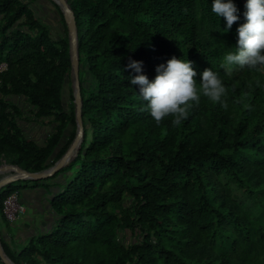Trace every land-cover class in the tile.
<instances>
[{
    "label": "trees",
    "instance_id": "16d2710c",
    "mask_svg": "<svg viewBox=\"0 0 264 264\" xmlns=\"http://www.w3.org/2000/svg\"><path fill=\"white\" fill-rule=\"evenodd\" d=\"M36 0H0V163L29 171L54 163L75 135L69 40L35 15ZM77 27L83 134L75 157L52 176L53 223L18 244L0 242L15 264H264V67L233 66L240 19L225 32L211 0H67ZM176 56L216 71L226 106L201 95L188 115L157 123L131 85L129 59L151 79ZM20 102V103H19ZM47 125L43 141L26 123ZM73 126L66 137L67 127ZM51 159V161H50ZM19 181V180H18ZM22 187L0 188L3 201ZM131 235L127 239L126 234ZM0 264H3L0 262Z\"/></svg>",
    "mask_w": 264,
    "mask_h": 264
},
{
    "label": "clouds",
    "instance_id": "9594fccd",
    "mask_svg": "<svg viewBox=\"0 0 264 264\" xmlns=\"http://www.w3.org/2000/svg\"><path fill=\"white\" fill-rule=\"evenodd\" d=\"M211 11L218 18L223 17L225 32L241 18L234 0H211ZM242 16L243 22L236 27L234 50L223 56L222 66H226V72L233 66L264 67V0H244ZM142 64L140 60L129 59L126 67L135 72L129 82L138 86V96L146 102L144 107L157 123L169 115L179 123L188 115L191 103H198L201 95L226 106L222 99L226 86L212 68L206 67L199 73L197 85V72L187 58L172 56L157 64L151 79L142 72Z\"/></svg>",
    "mask_w": 264,
    "mask_h": 264
},
{
    "label": "water",
    "instance_id": "95a60500",
    "mask_svg": "<svg viewBox=\"0 0 264 264\" xmlns=\"http://www.w3.org/2000/svg\"><path fill=\"white\" fill-rule=\"evenodd\" d=\"M58 5L64 22L67 28V35L69 40V54L71 63V77H73V102L75 111V121H76V133L71 141L70 145L67 147L65 152L50 166L39 170V171H29L21 168L16 164H0V172L9 171V174L0 178V188L8 183L18 181V180H41L52 176L60 168L65 166L70 160L75 157L77 150L79 148L80 142L82 140L83 125H82V99L80 95V86L78 78V41H77V27L75 24V17L72 8L68 4L67 0H54ZM51 161V159H50ZM0 262L3 264H15L4 252L3 247L0 242Z\"/></svg>",
    "mask_w": 264,
    "mask_h": 264
},
{
    "label": "crops",
    "instance_id": "0c3cea01",
    "mask_svg": "<svg viewBox=\"0 0 264 264\" xmlns=\"http://www.w3.org/2000/svg\"><path fill=\"white\" fill-rule=\"evenodd\" d=\"M53 4L55 6L57 5L55 3ZM38 6H40L39 1L37 2L36 0L33 3L32 7L37 17L39 16L35 8H38ZM48 23L50 24L51 22ZM50 25L52 26V24ZM25 126L28 135L32 136L33 138L39 141H40L39 136L41 137V133L43 132V130L46 131V128L45 129L41 128L42 130L39 129L40 127L39 124H37L34 121L30 123H26ZM46 126L47 125L43 124V127ZM62 180L63 178L60 175L57 178L50 180L52 185L49 188H44L43 186H34V187L26 186L20 189L19 191L20 201L25 205V207H30L33 209L34 214L37 215L36 217L38 218V221L37 223H30V222L25 223L23 221L20 222L14 221L12 224H9V229L3 230L4 232L3 235L6 240H9V236H8V232H9V235L11 236V240L13 238L18 244H22L28 239V237L31 234L35 233L38 230H42L53 223V213L50 209L49 199L53 194L52 192L59 189L58 185L62 182Z\"/></svg>",
    "mask_w": 264,
    "mask_h": 264
},
{
    "label": "rangeland",
    "instance_id": "374dc122",
    "mask_svg": "<svg viewBox=\"0 0 264 264\" xmlns=\"http://www.w3.org/2000/svg\"><path fill=\"white\" fill-rule=\"evenodd\" d=\"M38 1H39V5L40 6H38V8H35V9H36V11H37L38 16L40 17V19L45 20L46 22H51L50 24H52V26H56L58 28H61L62 27V24H61L60 19H58L59 18V13L57 11V8L53 4V3H55L54 0H37V2ZM71 92L73 94V77H70V78H68L66 80V82L64 83V86H63V90H62L64 104H65V106L67 108H68L67 105L70 102V93ZM39 126H40L39 129H41V128L45 129L46 128V131L43 130V132L41 133V137L39 136L40 141H43L46 138V134H47L46 132L49 131V127L48 126L43 127V125H40V124H39ZM72 130H73V126L67 127V129L65 131V136L67 137L72 132ZM75 133H76V127H75ZM4 163H8V162H5L4 160H2L0 164H4ZM8 164H10V163H8ZM7 173L9 174V171H7ZM14 183H18L21 186H27V187H29V186H31L33 184V181L32 180H29V179H26V180L14 181ZM59 191H60L59 189L58 190H55V191L52 192L53 194L52 193L51 194L52 195L57 194ZM36 216L37 215L34 214L32 208L25 207L24 213H21L20 216H19V218H17L15 221H19V222L20 221H23L25 223H29V222L30 223H37L38 218ZM10 224H12V223H10ZM0 227H1V229H4V230L5 229H8L7 226H6V224L3 221H1V220H0ZM126 237H127V239H130L131 238V235L129 233H127L126 234Z\"/></svg>",
    "mask_w": 264,
    "mask_h": 264
},
{
    "label": "built area",
    "instance_id": "2783aa9c",
    "mask_svg": "<svg viewBox=\"0 0 264 264\" xmlns=\"http://www.w3.org/2000/svg\"><path fill=\"white\" fill-rule=\"evenodd\" d=\"M6 68L7 64L5 62H1L0 72ZM24 211L25 205L20 201L18 190L13 191L3 201V213L9 223H13L17 218H19L21 213H24Z\"/></svg>",
    "mask_w": 264,
    "mask_h": 264
},
{
    "label": "bare ground",
    "instance_id": "6f19581e",
    "mask_svg": "<svg viewBox=\"0 0 264 264\" xmlns=\"http://www.w3.org/2000/svg\"><path fill=\"white\" fill-rule=\"evenodd\" d=\"M7 171H8V170H7ZM7 171H5V172H0V178L3 177V176H5V175H7V174H8Z\"/></svg>",
    "mask_w": 264,
    "mask_h": 264
}]
</instances>
